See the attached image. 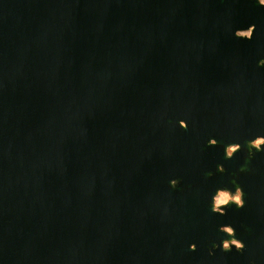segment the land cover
<instances>
[{
    "label": "water",
    "instance_id": "obj_1",
    "mask_svg": "<svg viewBox=\"0 0 264 264\" xmlns=\"http://www.w3.org/2000/svg\"><path fill=\"white\" fill-rule=\"evenodd\" d=\"M262 57L258 0H0V264H264Z\"/></svg>",
    "mask_w": 264,
    "mask_h": 264
},
{
    "label": "clouds",
    "instance_id": "obj_2",
    "mask_svg": "<svg viewBox=\"0 0 264 264\" xmlns=\"http://www.w3.org/2000/svg\"><path fill=\"white\" fill-rule=\"evenodd\" d=\"M259 5L264 6V0H258ZM251 28V32L246 35H238V33L241 32H247V30ZM255 25L250 24L246 28H237L234 30V36L237 38H243V39H251L254 33ZM258 65H264V57L260 58L257 61ZM183 123H181V120L179 121V125L181 127L186 128L187 124L184 120H182ZM259 137H264V135H257L254 138L246 141L247 148H248V156L251 157L253 155L252 149H255L257 152L262 151V147H260L261 143H264ZM217 141L214 138H210L208 140L209 145H215ZM241 150V144L239 143H228L224 146V154L226 158H231L234 153ZM217 170L223 172L224 168L222 165H217ZM211 175V173H209ZM178 183L176 179H171L169 181V184L173 187ZM231 193V195H229ZM222 204L223 207H216L215 205ZM229 204H234L237 208L242 207L244 205L243 200V192L242 189L239 186H235V190H229L228 188H217L214 192V194L211 197V211L224 215L225 214V208ZM219 230L222 231L227 235L228 238L222 239L219 244L216 242H213L212 248L209 249V254H212V249H215L217 247L221 248L223 251H229L234 246L236 250H242L244 248L243 242L236 238L235 236V229L230 224H224L220 225ZM196 247L195 244H190L189 248L194 250Z\"/></svg>",
    "mask_w": 264,
    "mask_h": 264
},
{
    "label": "flooded vegetation",
    "instance_id": "obj_3",
    "mask_svg": "<svg viewBox=\"0 0 264 264\" xmlns=\"http://www.w3.org/2000/svg\"><path fill=\"white\" fill-rule=\"evenodd\" d=\"M229 195H231V193H229ZM216 207H221L222 204H218V205H215Z\"/></svg>",
    "mask_w": 264,
    "mask_h": 264
},
{
    "label": "rangeland",
    "instance_id": "obj_4",
    "mask_svg": "<svg viewBox=\"0 0 264 264\" xmlns=\"http://www.w3.org/2000/svg\"><path fill=\"white\" fill-rule=\"evenodd\" d=\"M245 33L248 34V32H244V33H242V34H245Z\"/></svg>",
    "mask_w": 264,
    "mask_h": 264
},
{
    "label": "bare ground",
    "instance_id": "obj_5",
    "mask_svg": "<svg viewBox=\"0 0 264 264\" xmlns=\"http://www.w3.org/2000/svg\"><path fill=\"white\" fill-rule=\"evenodd\" d=\"M246 34V33H245ZM261 139V138H260Z\"/></svg>",
    "mask_w": 264,
    "mask_h": 264
}]
</instances>
